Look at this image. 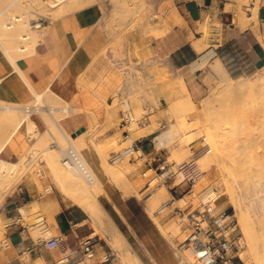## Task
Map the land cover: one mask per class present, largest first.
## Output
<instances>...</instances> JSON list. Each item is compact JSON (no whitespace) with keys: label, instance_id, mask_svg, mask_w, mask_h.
<instances>
[{"label":"rangeland","instance_id":"obj_1","mask_svg":"<svg viewBox=\"0 0 264 264\" xmlns=\"http://www.w3.org/2000/svg\"><path fill=\"white\" fill-rule=\"evenodd\" d=\"M13 1L14 0H0V25L4 22H13L10 18V13L20 14L23 12L27 15L29 14L30 20L27 22L26 27L21 29V32L22 34H30L32 37L38 35V40L43 34V29L50 21L79 9V7H75V9L69 10V12L63 11V14L60 11H57L56 13L59 14L56 15L54 11L45 12V10L44 13H40L43 11L39 10L40 12H38L36 10V8H39L37 2L33 3V7L29 8L30 1L20 0L25 8L23 6V8H19L12 5L14 3ZM86 1L88 3H86ZM86 1L83 2V5L82 3L78 4L80 5V8H83L84 6H96L101 9L103 22L106 24V30L110 35L111 44L113 45L110 46L115 47V58L119 62L117 67L120 66L119 70L121 83H123L124 80L130 82L138 81L143 83V85L144 83H147L148 88L164 83L165 122L164 129H158V135L164 133V135L160 138L164 139L165 142V150L163 154L164 161H167L170 164L175 163L178 165L194 161L198 173V179L194 185L182 182L184 179L183 176H178L176 178V184L178 183L180 186H184L185 191L175 198L177 199V202L173 208L165 210L164 212L166 213L160 212L161 207L174 199L168 192L169 184L164 186L156 185L150 190L147 187V180L142 174L145 170L144 159L138 160L137 155H134L131 159H129L132 160V162L127 160L125 162L126 164L123 163L122 166L119 165L121 168L124 164V167L129 166L128 169L122 168L124 172L129 170L128 173H125L127 176L118 177L108 174L106 165L109 162H112L111 158L116 153L120 152L124 148H127L132 144V142H134L129 138H124L123 130H119V134L112 138L102 135L107 129L114 128L115 126L121 124L122 101L125 98L129 99L137 116V120H139L141 125H149L147 118L149 117V112L146 110L145 102L141 98L142 93L135 90L131 95L123 96L121 99L116 97L114 105L112 107H108L109 112L112 110L115 111L114 114L116 118L114 121V114L111 112L108 114V120L104 124L91 126L88 132L79 138L81 142L76 144L78 151L84 156L96 178L101 179L103 187L116 188L121 191L126 198L136 195L139 198L141 197L140 199L142 200L143 197L148 194L147 199L142 200V202L156 222L159 221V218H164V216H166L169 212H173L174 215L177 216H174L175 218H172L169 222L165 233L178 240V242H174L173 244L179 256L180 264H184L183 257L187 246L183 247L182 245L191 232V229L187 219L183 217L182 214H178L176 212V208L182 207L184 202L192 204L194 208H197L204 200V197L201 194L199 195V193L208 188V186L211 187L212 190L218 194V197L212 202L215 212L220 213L225 210L234 211L239 219L246 242H248V246L242 254L243 261L237 260L236 263L264 264V144H261L262 147H256V145H260L261 142H264V69L252 70L248 67L245 72L243 69H240L241 67L245 69L246 65L238 64L236 61H231V55L239 53L237 47H232L231 49H228V52L224 53V57H226L224 63L226 66H223V68L227 74L225 75V77L227 76L225 82H222L214 72V67L218 66L219 63L207 66L202 72L197 73L194 71L189 73H174L167 65H164V70H161L158 67L146 69L144 66V57L141 52V50H143V46L140 45L139 42H145L146 40L157 38L163 34L165 35L167 32L172 30L174 25L181 24L176 7L191 0ZM237 1L240 5L246 4L249 7L251 0H240L241 2L239 0ZM44 2H48V0L43 1V3ZM255 2L256 6H258L260 0H255ZM67 3H62L59 7H62ZM27 9L28 13H26ZM57 9L59 8L57 7ZM256 13L257 11L255 10V18ZM41 23L42 26L39 29L35 28L36 24ZM214 28H217V30L221 32L223 26L221 23H218L217 20L212 22L210 16L208 15L205 23L200 27V29L204 32L205 36L208 37ZM17 41L19 46L28 45L31 49H33L37 44L33 42L32 38L28 41H22L20 39ZM108 51L109 50L106 49L103 54L107 58H109ZM30 53L31 51L26 53L18 51L14 55V58L17 59ZM2 55L6 54L2 53ZM150 73H154V80H152L149 76ZM239 83L242 85L243 89H246L243 90L241 88L242 90L240 89L239 91ZM226 84L235 85L237 88H234L235 91H230L225 87ZM156 87L159 88V86ZM152 99L155 100L154 97H152ZM51 101L49 102L45 100L40 102L36 99L34 102L26 106H15L0 103V119H3L2 123H10L9 120L4 121L6 120L5 118L9 119L10 116L11 120H17V117L18 120H20V118L23 119L29 116L37 126V134L35 131H33L32 134H29V130H27L30 144L28 152L16 160L10 161L20 165L19 171L16 172V176H18L17 179L19 178V180L14 189L7 194L0 204L1 218L7 198L16 193L25 182L29 180L34 181V178L32 179L33 176H38V184H40L42 188L43 195L50 196L53 194H59L71 202H73L74 194L71 190H69V188H67L68 186L66 187L67 184L60 180L59 177L61 173H67V176L68 173H70L74 178L81 180V183L87 190H89L93 185L87 183L79 174L73 173L69 169L67 170L63 164V151L72 148L70 147L69 140L77 138L78 135H82L86 131L76 135L68 132L71 136L67 134L65 136V134L60 130L61 128H59L58 125L55 126L51 120L52 118H56L58 123L63 126L61 120L67 115L70 116L72 111L70 113L66 112V114L63 111V108L66 105L64 102L59 105L55 101ZM135 102L137 103V106L135 105ZM119 111H121L120 117L118 116ZM138 112H141L140 117L138 116ZM64 113L65 116H63ZM39 118L44 123L45 128L38 125ZM233 122H238V126L236 128L237 130H234L235 133L228 131L232 129L231 125ZM141 125H134L131 129V134L133 129L139 126L141 127ZM6 126H8V124ZM6 126L3 127V125H0V129H6ZM49 130L56 134L54 135L55 137L50 138L48 135ZM152 130H154V127L141 130V132L143 131V134L141 133L138 138L145 137ZM45 134L46 136L44 137L43 135ZM0 135H3V133ZM47 136L50 139H47ZM236 137H238L239 140L247 142V144H245L248 146L245 145V148L247 147L248 151L250 149V151L247 152V149L242 148L245 153L242 152L243 150H241V152L239 151L242 154L244 153L243 155H240L241 157H238L240 153L237 150L240 149H238L239 146H236L239 144L238 138ZM153 138L151 137L149 140H152ZM137 139H135V141ZM234 139L235 141H233ZM40 141L44 144L40 145ZM218 142L222 143L221 146L217 144ZM217 146L228 150L224 149L226 152H224L222 148L216 150ZM253 146L254 148H252ZM232 147H236V154L233 152L234 150ZM93 150L96 153H94ZM185 150H188L186 155L184 152ZM220 150L223 151L221 152ZM209 151L211 156H216V153L219 151L221 153V157L224 156L222 161L223 159L225 161H223L222 164L220 162V166H217L215 163H217L216 160L219 159V157L217 158L216 156L217 159L215 158V161L212 162V168L208 172H206V170L204 172L201 170L202 168H200V162L198 165L197 161L203 158L204 155L207 156ZM227 153H231L230 155L235 154L237 158L234 155L232 157L229 154L227 157ZM259 153L260 157H258ZM181 154L186 157H182ZM86 155L93 157L96 156L98 158L101 163L100 170L98 171L103 177L100 176L98 171H95L93 167H91L90 162L86 159ZM49 156L53 158L51 159L52 161H48ZM221 157L219 159L220 161ZM1 158L6 160L4 157ZM23 158L30 160V163L28 165H23ZM222 165L224 169L225 166H227L226 172L225 170L223 171ZM31 173L32 175H30ZM203 175H205V180ZM223 176H226V178L229 179V182L225 180L226 178ZM46 180H49L51 183L43 187L41 182H45ZM70 182L73 181L70 180L69 183ZM227 182L228 186L226 184ZM227 187L228 190L226 189ZM104 191L105 189H103V193L98 196L99 203L102 206L104 203ZM181 197L184 198L183 202L179 201ZM155 199H158V201H155ZM237 199L239 201V207L235 205ZM240 207L241 209L244 207L242 209L243 214L239 212ZM27 212L29 213L28 222H35V218L46 216L45 213L38 212V208L30 209L27 207ZM99 224L101 225L104 234H108L105 231L103 222L99 221ZM94 225L96 226L95 223ZM36 227H38L41 234H43V227ZM5 230L6 228L2 233L3 235H0V242L5 238ZM179 231L182 232L180 233ZM107 242L111 247L110 250L115 253L116 258L122 264H135L134 258L136 254L133 251L129 255L130 257L128 255L125 257L126 255L123 254L124 247L121 243L118 244L117 242L114 245L110 243L109 238H107ZM251 243H253L254 246H252Z\"/></svg>","mask_w":264,"mask_h":264},{"label":"crops","instance_id":"obj_2","mask_svg":"<svg viewBox=\"0 0 264 264\" xmlns=\"http://www.w3.org/2000/svg\"><path fill=\"white\" fill-rule=\"evenodd\" d=\"M176 9L181 24L174 25L165 35L139 42L143 46L141 52L146 69L158 67L164 70V65H167L174 73H197L217 63L226 66L224 53L232 47H237L239 53L231 55V61L246 65L245 69L240 68L244 72L248 67L264 69V0H260L258 6L255 0H251L249 7L240 5L237 0H210V4L207 0H191ZM208 15L212 22L217 20L223 28L221 32L217 28L212 29L206 37L200 27ZM200 41L203 43L199 44L201 50L196 48ZM110 45L113 46L100 7H83L50 21L30 54L15 59V62L0 54V103L26 106L38 95L45 100L52 93L64 100L69 112L72 111L70 116L60 118L64 127L57 121L56 124L62 126L68 135H76L82 129L86 134L91 126L104 124L108 114L115 112H109L108 107L114 105L116 97L121 99L136 90L142 93L141 98L149 112V125H141V129L154 127V130L135 143L153 151L149 138L159 136L158 129H164V83L151 88L138 81L124 80L121 83L115 47ZM106 49L109 50V58L103 55ZM151 79L154 80V76ZM156 86H159V91ZM120 115L121 111L118 112ZM115 118L114 114L113 121ZM38 122L45 128L40 118ZM27 130V125L23 124L1 157L12 161L28 152ZM35 130L37 132V126ZM119 130H122L120 124L102 135L112 138L119 134ZM86 159L95 171L100 170L101 163L96 156L86 155ZM100 176L103 177L101 173ZM176 181L168 185L173 198L185 191L184 186L176 184ZM50 183L46 180L41 185L45 187ZM104 189V208L142 264H180L173 244L178 240L165 233L169 222L177 217L173 212L156 222L142 202L148 194L141 200L136 195L126 198L116 188ZM24 206L38 208V212L45 213L43 229L53 237L62 238L61 247L40 243L43 238L40 229L35 222L27 221L28 215L23 218L19 213ZM2 218L8 226L5 238L0 242V264H57L65 252L79 248L88 237L93 238L96 244L95 257L87 259L78 254L72 264L105 262L104 257L111 249L107 242L109 236L94 225L81 206L59 194L43 195L40 184L33 180L25 182L7 198ZM103 264L122 263L116 258Z\"/></svg>","mask_w":264,"mask_h":264},{"label":"bare ground","instance_id":"obj_3","mask_svg":"<svg viewBox=\"0 0 264 264\" xmlns=\"http://www.w3.org/2000/svg\"><path fill=\"white\" fill-rule=\"evenodd\" d=\"M30 1V4H29V8L30 7H33V3H35V2H37L38 4V7L39 8H36V10L38 11V12H40V11H43V12H40V13H44V11L45 12H52V11H54L55 13L57 12V11H60L61 13L63 12V11H67V12H69V10H72V9H75V7H79V9H81L80 8V5H78V4H81L82 3V5H83V2L84 1H86V0H48V2H44L43 3V1H45V0H28V2ZM91 2H92V0H90ZM240 1V0H239ZM14 3L12 4L13 6H15V7H21V8H23L24 6L22 5V2H20V0H14L13 1ZM68 2V3H67ZM241 2V1H240ZM62 3H67V4H63L64 6H62V7H59L60 6V4H62ZM86 3H88L87 1H86ZM95 3V2H94ZM93 3V4H94ZM243 3V2H242ZM81 5V6H82ZM23 6V7H22ZM87 6V5H86ZM57 7L59 8V9H57ZM85 7V6H84ZM25 8V7H24ZM55 8H56V11H55ZM78 9V8H77ZM78 9V10H79ZM40 10V11H39ZM48 10V11H47ZM38 12H37V14H38ZM54 12H53V14H54ZM64 12V13H65ZM241 12V11H240ZM26 13H28V9L26 10ZM60 13V14H61ZM36 14V15H37ZM59 14V13H58ZM57 13H56V15H58ZM63 14V13H62ZM10 15V18L13 20V22H11V23H7V22H4L3 24H1L0 25V54H6L9 58H11L14 62H15V58H14V55L19 51V52H23V53H26V52H32L33 51V49H31V47L30 46H28V45H22V46H19L18 45V39H20V40H22V41H28V40H30L31 38L33 39V42L34 43H37L38 42V35H35L34 37H32L30 34H22V30L21 29H23V28H25L26 27V24H27V22L30 20V15L28 14H25V13H20V14H15V13H10L9 14ZM55 15V14H54ZM245 14H243V16H244ZM240 16V15H239ZM11 20V21H12ZM240 20H242V16L240 17ZM244 24H245V22H243ZM243 24V27H245V25ZM40 26V25H39ZM198 44H197V46H196V48H198L199 50H201V46L199 45V44H201V41L200 42H197ZM207 43V42H206ZM203 44V43H202ZM201 44V45H202ZM206 45V44H205ZM204 46V45H203ZM197 49V50H198ZM214 72L217 74V76L220 78V80L223 82H225L226 80V77H225V75H227L226 74V72H225V70H224V68H223V66L221 65V64H219L218 66H216V67H214ZM150 77H153L154 76V73H150V75H149ZM237 85V84H236ZM239 85H240V83H239ZM235 85H229V84H226L225 85V87L228 89V90H230V91H235V89L234 88H237V86H235ZM245 86H246V84H245ZM157 88V90L159 91V89H158V87H156ZM225 88V89H226ZM238 88H239V91H240V89L242 88V85H240V86H238ZM226 89V90H227ZM243 89V88H242ZM241 89V90H242ZM246 88H244L243 90H245ZM158 95H159V92H158ZM37 99L40 101V102H43V101H55L56 103H58L59 105L60 104H62L63 102L66 104L65 106H64V108H63V111L66 113H70L69 111H70V109H69V106L67 105V103L64 101V100H62L61 98H58V97H56V96H54L52 93H49L48 95H47V98L44 100V98H43V96L42 95H38L37 96ZM51 101V102H52ZM53 104H54V102H53ZM132 104V103H131ZM135 105L137 106V103L135 102ZM30 112V111H29ZM6 113V112H5ZM65 113H64V115L63 116H65ZM66 113V114H67ZM61 114V113H60ZM62 114H63V112H62ZM68 116V115H67ZM138 116L140 117L141 116V112H138ZM11 117V116H10ZM10 117H9V119H7V118H5L6 120H4V121H8L9 120V122L10 123H8V122H5V123H2L3 121V119L1 120L0 119V125H3V127H5L7 124H8V126H6L7 128L5 129V128H1L2 129V131H1V129H0V134H2L3 133V135H0L1 137H0V204H1V202L3 201V199L7 196V194H9L13 189H14V187L16 186V183L18 182V180H19V178L17 179V177L18 176H16L17 175V171H19V169H20V165L18 164V163H13V162H10V161H7V160H4V159H2L1 158V154L3 153V151L5 150V148L7 147V145L9 144V142L11 141V139L13 138V136L17 133V131L22 127V125L23 124H26L27 125V127H28V130H29V133L30 134H32L33 133V131H35L36 132V130H35V128H36V126H35V123L30 119V117L29 116H27V117H25V118H23V119H21L20 118V120H18V117H17V120L15 119H13V120H11L10 119ZM138 117V118H139ZM63 118V117H62ZM148 118V117H147ZM51 121H53V124H55V126L57 125L56 124V121H57V119L56 118H52V120ZM237 121V120H236ZM58 122V121H57ZM2 123V124H1ZM6 124V125H5ZM141 125V123L139 122V120H137V116H136V120H135V122L133 123V125L131 126V129L134 127V125ZM237 126H238V122H233V124L231 125V127H232V129H230V130H228L229 132H233V133H235V131L234 130H237L236 128H237ZM59 128H61L60 130L62 131V133H64L65 134V136H66V131L62 128V126H59ZM141 127L139 126V127H137V128H135V129H133L132 130V134L128 137L129 139H131L132 141H134V142H132V144H134L135 143V139H137L138 137H140V135H141V133L143 134V131L141 132ZM145 130V129H144ZM4 131V132H3ZM169 132V131H168ZM35 134V133H34ZM36 134H37V132H36ZM85 134V133H84ZM170 134H171V132H170ZM170 134H169V136H170ZM48 135L50 136V138L51 137H55L54 135H56L53 131L51 132V130L48 132ZM68 135V134H67ZM172 135V134H171ZM185 135V134H184ZM44 137L46 136V134L45 135H43ZM83 136V134L82 135H78V137L77 138H72L71 140H69V143H70V147H72V150L74 151V152H76V154L78 155V159L80 160V162L81 163H83L85 166H86V168L89 170V172H90V175H91V179H86L80 172L78 173L77 171H75V170H73V169H70L73 173H76V174H79L80 176H82V178L87 182V183H89V184H93L92 185V187L89 189V190H87L85 187H84V185L81 183V180H78V179H76V178H74L70 173H68V176L66 175L67 173H64V174H60V180L61 181H63L65 184H67L66 185V187L67 188H69V190H71V192L74 194V199H73V202H74V204H77V205H79V206H81L85 211H86V213L91 217V219L93 220V222L96 224V226H97V228H99V229H101L102 230V227H101V225L99 224V221H102L103 222V224H104V228H105V231L108 233L107 235L109 236L108 238H109V240H110V243H112V244H114L115 245V243H117L118 242V244L119 243H121L122 244V246L124 247V253L123 254H125L126 256L125 257H127V255L129 256L130 254H131V252H132V250L130 249V247H129V245H128V243L126 242V240H125V238H124V236H123V234L120 232V230H118V228L116 227L117 225H115V223L113 222V220L111 219V217L109 216V214L105 211V209L103 208V206L99 203V200H98V196L101 194V193H103V189H104V187H103V182L101 181V179H97L96 178V176H95V174H94V172L92 171V169L90 168V166L87 164V161L85 160V158H84V156L78 151V148H77V146H76V144L79 142H81L80 140H79V138H81ZM179 136H180V134H179ZM43 137V138H44ZM48 137V136H47ZM49 137L47 138V139H50ZM236 138H238V137H236ZM45 139V138H44ZM134 139V140H133ZM241 139V138H240ZM46 140V139H45ZM246 140V139H245ZM43 141V140H42ZM47 141V140H46ZM221 141H223V140H221ZM220 141V142H221ZM233 141H235V139L233 140ZM247 141V140H246ZM257 141H258V139H257ZM256 141V142H257ZM41 142V141H40ZM131 142H130V144H131ZM238 142H239V144H237L236 146L238 147V149H240V150H237L238 152L240 151L241 152V150H243L242 152H244L245 153V151H244V149H247V152H249L250 151V149H249V151H248V148L246 147L245 148V145L247 144V142H244L243 140H239V138H238ZM249 142V141H248ZM259 142H261V141H259ZM46 143V142H45ZM236 143H237V141H236ZM246 143V144H245ZM42 144H44L43 142H41V144L40 145H42ZM131 144V145H132ZM218 145H220L221 146V144L222 143H217ZM226 144H227V142H226ZM230 144H231V142H230ZM229 144V145H230ZM264 144V142L262 143H260V145H256V147L257 146H261L262 147V145ZM120 145H122V144H120ZM130 145V146H131ZM123 146V145H122ZM231 146V145H230ZM232 146H234V145H232ZM246 146H248V145H246ZM121 147V146H120ZM224 147V146H223ZM220 148H222V147H220ZM218 146H217V148H216V150L217 149H220ZM233 148V147H232ZM236 148V147H235ZM235 148H233V152L235 153ZM242 148H244V149H242ZM252 148H254V146L252 147ZM259 148V147H258ZM223 150L225 149V148H222ZM222 150V151H223ZM225 150H228V149H225ZM224 150V152H226ZM230 150V149H229ZM253 150H255V149H253ZM187 151L188 150H185L184 152H185V155H186V153H187ZM221 151V150H220ZM221 151V152H222ZM139 152H141V150L139 151ZM228 152H230V151H228ZM239 152V153H240ZM246 152V153H247ZM254 152V151H253ZM218 153V154H217ZM216 153V156H217V158L219 157V159H220V157H221V153L218 151ZM231 153H232V150H231ZM230 153V154H231ZM243 153V154H244ZM229 153H227V157L230 155H228ZM236 154V153H235ZM235 154H232V155H230V156H232L233 157V155L235 156ZM242 153H240L239 155H238V157L240 156V155H243ZM182 155V154H181ZM48 156V155H47ZM54 156V155H53ZM205 156V155H204ZM203 156V158H201V159H199L198 161H197V163H198V165H199V162H200V168H202L201 170L202 171H204L205 172V170H206V172H208L211 168H212V162H214L215 161V158H216V156H211L210 155V151H209V154L207 155V156H205L204 157ZM225 156H226V154H225ZM182 157H186V156H183L182 155ZM224 157V156H223ZM223 157H221V161L219 160V159H217V160H219V161H217L216 160V162L217 163H215V164H217V166H220V162H221V164L223 163V161H225L224 159H223V161H222V158ZM236 157V156H235ZM241 157V156H240ZM258 157H260V153H259V156ZM237 158V157H236ZM51 159H53V158H51L50 156L48 157V161L50 160V161H52ZM180 159H181V157H180ZM54 161V160H53ZM112 161V160H111ZM30 163V160H26V158L24 159L23 158V165H28ZM225 163V162H224ZM126 164V163H125ZM125 164H124V166H125ZM117 165H118V167H119V165H123V164H119V163H114L113 161L112 162H109L107 165H106V167H107V171H108V174H110V175H112V176H118V177H122V176H127L125 173H128V171L126 170V172H124V170H122V168H126V169H128L129 168V166L128 167H122L121 168V166L118 168L117 167ZM227 166H225V169L223 168V165H222V169H223V171L225 170V172H226V168ZM68 170V169H67ZM66 171V170H65ZM224 173V172H223ZM30 175H32V173L30 174ZM201 175V174H200ZM181 176V175H180ZM204 176V180L206 179L205 178V175H203ZM67 177V178H66ZM224 178H226V176H223ZM34 178V181L38 184V176L37 177H32V179ZM70 180H72L73 182H70L69 183V179ZM66 179H68V180H66ZM183 179V178H182ZM181 179V180H182ZM225 180H227L228 182H229V179H225ZM177 182V181H176ZM204 182V181H203ZM202 182V183H203ZM226 182V181H225ZM228 182L226 183L227 184V186H228ZM182 183V182H181ZM175 184V183H174ZM178 184V183H177ZM175 186H177V185H175ZM199 186V185H198ZM200 188V187H199ZM227 190H228V187L226 188ZM164 190V189H163ZM166 191V190H165ZM165 193V192H164ZM167 193V192H166ZM194 193H195V191H194ZM198 194V193H197ZM202 195L203 197H205L206 196V199H215V198H217L218 197V194L215 192V191H213L212 190V188L211 187H209L208 186V188H206L204 191H201L200 193H199V195ZM206 194V195H205ZM195 195V194H194ZM155 196V195H154ZM157 196H158V194H157ZM200 197V196H199ZM141 198V197H140ZM152 198H156V197H152ZM154 200V199H153ZM155 201H158V199L156 200L155 199ZM237 201H238V199L236 200V202H235V205H239V201H238V203H237ZM31 205V204H30ZM29 205V206H30ZM34 205V203H32V206ZM240 206H241V204H240ZM34 207V206H33ZM239 207V206H238ZM242 207V206H241ZM241 207H240V210H239V212H241L242 214H243V211H242V209L244 208H242L241 209ZM151 209V208H150ZM152 211V210H151ZM21 212L24 214V215H28L29 213L27 212V206H24V207H22L21 208ZM8 220V219H7ZM10 220V219H9ZM8 220V221H9ZM7 221V222H8ZM10 222V221H9ZM8 222V223H9ZM12 222V221H11ZM10 224V223H9ZM6 225L8 226V224L6 223V220L4 221L3 220V218H1L0 217V235H3L2 233L4 232V229L6 228ZM98 229V230H99ZM6 231V230H5ZM101 232V231H100ZM178 232V231H177ZM180 232V231H179ZM182 232V231H181ZM180 232V233H181ZM179 233V234H180ZM97 234V233H96ZM186 240H188V238H186ZM252 244V246H254V244L253 243H251ZM112 246V245H111ZM117 246H120V245H117ZM247 246H248V242H247ZM113 247H115V246H113ZM122 252H123V249H122ZM248 254V253H247ZM251 255V254H250ZM199 252H196L194 249H192V247H188L187 246V249H186V251H185V254H184V257H183V259H184V264H200L199 263ZM248 256V255H247ZM130 257V256H129ZM140 258V257H139ZM137 256H135V264H142L141 263V261H140V259H139ZM248 258V257H247ZM251 258V257H250ZM249 263V262H248Z\"/></svg>","mask_w":264,"mask_h":264},{"label":"built area","instance_id":"obj_4","mask_svg":"<svg viewBox=\"0 0 264 264\" xmlns=\"http://www.w3.org/2000/svg\"><path fill=\"white\" fill-rule=\"evenodd\" d=\"M40 25V26H39ZM41 24H36L35 28L39 29ZM35 109V108H34ZM120 127L123 130L124 138H128L131 133V126L136 120V114L129 99L122 101V116ZM163 133L152 139V150L149 151L139 146L137 143L124 148L116 153L111 160L115 163L123 164L137 155L138 160H145L147 167L143 171V177L147 180V187L151 190L156 185L164 186L170 184L178 176H183L182 182L194 185L198 179L196 164L194 161L182 164L168 163L164 161V139H160ZM141 150V152H139ZM63 164L67 169H73L80 172L86 179H91V175L86 166L80 162L76 152L69 148L64 150ZM132 162V160H129ZM206 195V194H205ZM201 205L194 208L192 204L184 202L182 207H177L176 212L182 214L190 225L191 232L187 236L188 240H184L183 247H192L199 252L200 264H237V260L243 261L242 254L247 248V242L241 229L239 219L234 211L225 210L216 213L212 206L213 199L203 198ZM179 201L183 202L184 198ZM177 199L164 204L160 212L173 208ZM20 215L27 218L21 210ZM45 217L35 218L36 226H44ZM40 243L49 244L50 246L61 247L62 238L53 237L44 229L43 238ZM96 244L93 238H85L80 247L70 252H65L57 264H72L78 254H82L84 258L92 259L95 257ZM116 259L115 253L110 252L105 256V262H112Z\"/></svg>","mask_w":264,"mask_h":264},{"label":"water","instance_id":"obj_5","mask_svg":"<svg viewBox=\"0 0 264 264\" xmlns=\"http://www.w3.org/2000/svg\"><path fill=\"white\" fill-rule=\"evenodd\" d=\"M207 3L210 4V0H207ZM84 131H85V129H82V130L78 131L77 134H81Z\"/></svg>","mask_w":264,"mask_h":264}]
</instances>
